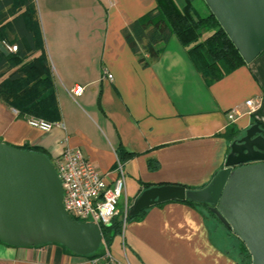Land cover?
Wrapping results in <instances>:
<instances>
[{"label": "crops", "instance_id": "crops-1", "mask_svg": "<svg viewBox=\"0 0 264 264\" xmlns=\"http://www.w3.org/2000/svg\"><path fill=\"white\" fill-rule=\"evenodd\" d=\"M13 1L14 13L0 24L5 37L0 39L17 44L10 20L19 14L29 30L40 33L59 120L20 116L0 98V141L41 147L52 162L65 148L78 147L110 182L122 149L125 190L118 207L124 209L126 201L127 213L146 188L204 187L224 167L238 132L253 124L264 128V51L228 74L216 66L220 76L207 83L174 35L132 51L124 31L156 0H32L33 14L25 0ZM203 6L202 14L207 12ZM154 26L162 30L164 24ZM31 51L26 60L39 53ZM77 85L84 88L74 97L70 90ZM249 98L258 104L246 113ZM232 108L242 115L229 121L226 112ZM30 117L53 126L42 131L28 124ZM207 208L178 201L148 206L142 216L125 222L120 245L114 237L108 248L103 242L102 252L109 250L113 264H246L240 239L234 235L233 241L231 231ZM220 223L228 235L218 233ZM105 261L59 243L12 246L0 241V264Z\"/></svg>", "mask_w": 264, "mask_h": 264}, {"label": "water", "instance_id": "water-1", "mask_svg": "<svg viewBox=\"0 0 264 264\" xmlns=\"http://www.w3.org/2000/svg\"><path fill=\"white\" fill-rule=\"evenodd\" d=\"M245 62L264 51V0H203ZM63 189L42 153L0 141V241L12 246L59 243L78 254L97 250V223L79 222L62 204ZM206 203L247 247L250 264H264V130L253 124L229 144L224 167L202 188L164 184L144 189L129 211L168 200Z\"/></svg>", "mask_w": 264, "mask_h": 264}, {"label": "trees", "instance_id": "trees-1", "mask_svg": "<svg viewBox=\"0 0 264 264\" xmlns=\"http://www.w3.org/2000/svg\"><path fill=\"white\" fill-rule=\"evenodd\" d=\"M13 2V0H0V24L14 13L15 5ZM202 2L207 8V12L204 14L199 13L194 5V0H182L181 6L175 0H156V5L153 9L135 20L131 24L129 31L127 29L124 31L132 51H138V44L142 43V46L146 48L155 40L161 39L165 43L171 35H174L185 49L193 66L207 83L220 76L216 71V66L220 69L221 74H228L244 64L245 61L238 49L211 13L206 3L203 0ZM25 4L31 10V14H33L35 8L32 0H25ZM146 22H150L153 25L163 23L164 27L159 30L154 26L145 31L143 24ZM10 25L11 30L16 33L18 49L16 53L9 54H5L0 50V98H4L13 107L17 108L20 116L38 115L40 118L46 117L45 119L51 122H58L59 112L56 100L53 98L51 71L43 44L41 43V35L29 30L21 14L12 17ZM2 36L1 34L0 38H5ZM161 49L162 47L159 51ZM30 51H38L39 53L32 59L26 60L27 53ZM6 72L9 73L6 78H3L2 76ZM40 111L42 112L39 113ZM20 148L47 156V152L38 146L24 144ZM119 155L120 161L125 159L122 149H120ZM185 187L193 189L189 186ZM168 201L208 207L206 203L193 202L188 199ZM208 211L212 216L216 217L213 212ZM144 212L145 209H142L137 215H129L127 213L126 222L142 216ZM73 219L79 221L77 218ZM100 229L103 236L102 243L97 250L87 254L88 256L95 257L105 254L104 251L102 252L104 244L108 248L113 237L117 234H122L123 219L121 216L115 215L109 225H100ZM240 242L241 254L247 262L246 264H250L251 256L247 247L241 240ZM65 248L68 249L67 247ZM68 250L76 253L70 249Z\"/></svg>", "mask_w": 264, "mask_h": 264}, {"label": "built area", "instance_id": "built-area-1", "mask_svg": "<svg viewBox=\"0 0 264 264\" xmlns=\"http://www.w3.org/2000/svg\"><path fill=\"white\" fill-rule=\"evenodd\" d=\"M17 44L9 43L0 39V50L5 53H16ZM111 79V73H106ZM83 86H74L70 92L72 96H78L83 91ZM258 101L249 98L245 101L247 112L255 110ZM15 113L17 110L13 109ZM242 113L237 108L226 112L229 121L236 120ZM28 124L42 131H50L53 123L44 119L30 117ZM53 165L60 178L63 195L62 204L64 211L79 222L91 221L100 225H109L115 215L123 219V226L126 222L128 206L124 202V209L118 207L120 198L125 190V177L123 166L118 160L115 171L116 176L110 182L105 173L98 171L93 163L85 158L78 147L65 148L54 160ZM106 261L104 264H113L109 250L103 255Z\"/></svg>", "mask_w": 264, "mask_h": 264}, {"label": "rangeland", "instance_id": "rangeland-1", "mask_svg": "<svg viewBox=\"0 0 264 264\" xmlns=\"http://www.w3.org/2000/svg\"><path fill=\"white\" fill-rule=\"evenodd\" d=\"M176 2H178V4L179 3H182V0H175ZM194 5H195V7L197 8V10L199 11V9H202V7H204L203 6V2H202V0H194ZM199 13H200V11H199ZM152 26L153 25H146L145 26V29H146V31H148L149 29H151L152 28ZM205 36V35H204ZM139 46L141 47L142 46V44H139ZM123 196V195H122ZM122 198V197H121ZM123 199H124V197H123ZM218 233L221 235V236H226V235H228V234H225V233H223L224 232V227L221 225V223H220V226H218ZM224 229V230H223ZM223 231V232H222ZM231 233V235H228V236H231V237H233V241H235L236 242V240L234 239V234L232 233V232H230ZM229 233V234H230ZM114 237H116V239L114 240V243H115V245H118L119 244V242H120V240H121V234H117V235H115ZM113 237V238H114ZM113 240H112V244H113ZM120 245V244H119Z\"/></svg>", "mask_w": 264, "mask_h": 264}]
</instances>
